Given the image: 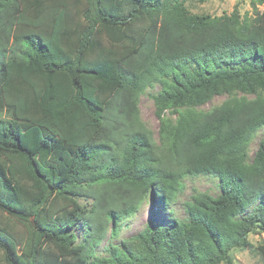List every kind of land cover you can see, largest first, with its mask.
<instances>
[{
    "label": "trees",
    "instance_id": "trees-1",
    "mask_svg": "<svg viewBox=\"0 0 264 264\" xmlns=\"http://www.w3.org/2000/svg\"><path fill=\"white\" fill-rule=\"evenodd\" d=\"M250 3L242 18L182 0H0V213L27 225L0 219V264H231L249 247L264 231V0ZM155 86L157 141L137 108ZM198 176L218 194L96 254L143 200L171 210Z\"/></svg>",
    "mask_w": 264,
    "mask_h": 264
},
{
    "label": "rangeland",
    "instance_id": "rangeland-1",
    "mask_svg": "<svg viewBox=\"0 0 264 264\" xmlns=\"http://www.w3.org/2000/svg\"><path fill=\"white\" fill-rule=\"evenodd\" d=\"M185 8L192 14H208L211 16H221L222 14L229 15L234 9H237L240 17H253V9L250 0H210L204 3H199L197 0H182ZM262 10V7L258 8ZM158 87L147 89L138 100V114L146 126L152 133L154 139L157 141L158 136V120L154 114V106L152 95L157 93ZM225 100L224 96H215L208 103L201 107L202 110H209L212 107L220 105ZM169 117H173L168 113ZM263 136V131H258L252 142L250 143V152H254L257 142ZM184 188L178 194L177 200L172 206L171 210H163L157 204H153L149 199L143 200L135 212L121 221L120 229L115 240H110L108 234L96 250L98 256H105V247L109 243H118L120 240L127 239L138 232L145 222L152 218H167V213L172 212L175 216L181 217L183 214L182 204L188 200L194 193H208L212 196L218 194V187L216 179L210 176L186 177L183 182ZM81 205H89V200L86 197H80ZM59 205L52 202L49 206V215H55L58 211ZM0 219L8 223L11 228L22 237L27 232V225L11 219L7 214L0 213ZM249 247L245 249L233 250L230 252L231 264H264V259L260 255L258 248L264 247V231H255L248 236ZM1 261V255H0ZM224 264V263H221Z\"/></svg>",
    "mask_w": 264,
    "mask_h": 264
}]
</instances>
